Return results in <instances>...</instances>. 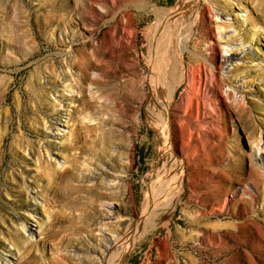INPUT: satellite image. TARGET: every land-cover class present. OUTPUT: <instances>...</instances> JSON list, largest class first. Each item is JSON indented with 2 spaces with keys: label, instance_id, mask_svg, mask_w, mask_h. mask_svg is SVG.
<instances>
[{
  "label": "rangeland",
  "instance_id": "1",
  "mask_svg": "<svg viewBox=\"0 0 264 264\" xmlns=\"http://www.w3.org/2000/svg\"><path fill=\"white\" fill-rule=\"evenodd\" d=\"M183 1L0 0V264H34L7 239L23 223L36 264H264V196L245 214L238 198L264 173V0ZM207 37L223 97L189 80ZM34 73L51 88L20 120ZM80 87L90 105L70 118ZM191 96L205 110L189 122ZM38 157L52 164L34 182Z\"/></svg>",
  "mask_w": 264,
  "mask_h": 264
},
{
  "label": "bare ground",
  "instance_id": "2",
  "mask_svg": "<svg viewBox=\"0 0 264 264\" xmlns=\"http://www.w3.org/2000/svg\"><path fill=\"white\" fill-rule=\"evenodd\" d=\"M187 2L189 3H192L194 6L195 4L198 5V0H187V1H183L182 3L180 2V5L179 7L181 6H184L185 4H188ZM201 6V5H200ZM203 9H206L208 12L211 11V8L209 5H206L204 4L203 5ZM203 21L206 20L205 19V16H203ZM26 26V25H25ZM15 30V29H14ZM36 33V32H35ZM43 34V33H42ZM37 36V35H36ZM213 36L215 37V34H213ZM207 41H208V46L206 47V51H208L209 54H207L204 58H201V59H197L196 60V64L195 66H192V70L190 71V83H191V86L193 87V89H196L198 90L197 92H199V90H203L205 89V85H206V80H208L209 82V85L214 88L213 90L218 92L219 95L221 97H223V95L221 94V88H222V81L220 79V77L217 75V73H215V71L213 70V67L211 66L212 63H215V44L216 42L212 40L211 37H207ZM31 40V39H30ZM1 41V40H0ZM37 43V42H36ZM54 43V42H53ZM61 42H55L54 44H59ZM111 44V43H110ZM228 58V57H227ZM50 65V64H49ZM216 66V65H215ZM221 64L217 65L216 67H220ZM240 66H236L235 69L239 68ZM197 70L199 71L200 69L203 70L202 72H204V78H201L200 76H198V78L196 77V75H194V70ZM208 69V71H207ZM38 72V71H37ZM197 72H195L196 74ZM52 74V73H51ZM64 76V74H63ZM53 77V76H52ZM51 78V77H50ZM52 80V79H51ZM50 80V82H52ZM10 81V80H9ZM39 81V75L38 73H34L30 79V82L28 83V85H26V89H25V92H23V94L19 95L18 98L15 100L16 101V107L19 110V119L20 120H23L21 119L22 118H27L26 116L28 114H30L31 112V108L30 110H23L21 111V102L24 98L28 97V99L30 100H33L34 101V104H33V111L36 112V110H38L40 108V105H41V101L44 100V95H45V92L51 88V86H45L43 85L41 82H38ZM188 82V81H187ZM189 83V82H188ZM195 90V91H196ZM194 91V90H193ZM78 92L80 93V96L77 98L76 97V100L78 101L77 105L73 108V110L70 112V118H73V116L76 117V114H78V112L82 109H84L85 107H88V105H90L88 103V101L85 99L84 97V94L82 93V90H81V87L80 89L78 90ZM196 94V93H195ZM229 94V93H228ZM215 95V94H214ZM62 96L63 94L61 93H58V94H55V97L57 98V100L61 101L62 99ZM202 96V95H201ZM171 97V96H170ZM219 97V96H218ZM23 98V99H22ZM165 98V97H164ZM3 100V99H2ZM46 100V99H45ZM107 100V99H106ZM188 104V103H187ZM204 99L203 97H192L189 99V107L186 108L184 110V114L186 115V118L190 121H193V120H197L201 117L202 113L204 112L205 110V105H204ZM23 108H25L23 106ZM170 105H169V102L167 101L166 102V109H167V112H168V115H170ZM184 108V107H183ZM31 112V114H33L34 112ZM53 111V110H52ZM9 117V116H8ZM28 119V118H27ZM184 119V118H183ZM7 120V119H6ZM40 118L38 117V120L39 121ZM170 123H172V120L169 118L168 119ZM36 121V122H37ZM79 120H77V124ZM198 121V120H197ZM24 122V121H23ZM35 122V121H34ZM26 123V122H24ZM168 123V122H167ZM84 124V123H83ZM172 125V124H171ZM51 126V125H50ZM168 127V126H167ZM79 129H85V130H89V125L86 123L83 127V125L79 126L78 127ZM58 129V128H57ZM169 129V128H168ZM193 128H191L190 125H187L186 127V131L187 132H192ZM169 131V130H168ZM83 136H85L83 134ZM80 138H81V135H80V132L78 134H73L71 133V138H69L70 141L74 140L75 142H77V140L80 141ZM86 139L84 138L83 139V142H85ZM25 142V141H24ZM103 143L105 145H107L108 143V140H105L103 141ZM104 145V146H105ZM175 146V145H174ZM68 149V147H67ZM103 150H106L105 147L102 149V152ZM19 151V150H18ZM72 154V157H73V161L72 163L70 162V164L68 165V167L62 169V170H59V169H56L57 167L54 168V171H51L49 174L51 175V179H53V182L52 184H50V191L48 192V195L49 197L48 198H51L53 197L54 195H57V191H56V187L58 186V180L63 177V176H68L70 175V173L72 172V168H75L76 167V161H77V155L75 153H71ZM99 158H103L102 154H99ZM39 162H38V165L36 166V169H35V174L33 175V179H34V182L39 179H42V176H43V170L49 168L48 166H51L52 163L50 162H46L45 160H41L39 157ZM47 167V168H46ZM43 168V169H42ZM18 173V172H17ZM252 177H251V181H252V186L254 188V190H246L245 188L242 189V192L239 194V197L238 198H243V202L244 204L240 207V213L242 214H245L247 213V207H246V203L247 204H250L252 203V201L255 199V198H259L261 196H264V187H263V184H264V173L263 171H261L258 167H254L252 169ZM12 177V176H11ZM68 178V177H66ZM16 179V178H15ZM42 181V180H41ZM15 182V181H14ZM44 187L45 185L42 184ZM83 187H86L83 183H80V182H77V183H73L69 189H68V192L70 193L69 195H71L72 193L78 191V190H81ZM43 189V188H42ZM79 192V191H78ZM65 194V192H64ZM68 195V196H69ZM72 196V195H71ZM35 197L32 196V197H29L28 195V198H26V201L27 203H25V205H27V207H29L28 205H32L33 203H31V200L34 199ZM245 198H248V199H245ZM20 198H17L16 200H19ZM47 197L45 196V201L46 203L45 204H48L47 202ZM168 202V201H167ZM226 202V201H225ZM223 203V205H225L226 203ZM36 203V202H35ZM30 208V207H29ZM28 208V209H29ZM219 209V208H218ZM82 215V214H81ZM79 213L76 214V217L79 219V217L81 216ZM253 217V216H251ZM81 218V217H80ZM255 218V217H253ZM81 221V219H80ZM82 222V221H81ZM78 223V221L76 222ZM247 223V219L245 220H242V221H239L238 223V226L241 227V228H245V225ZM85 224V223H84ZM133 224V223H132ZM83 225V223H82ZM81 225V226H82ZM129 226V225H127ZM152 226H150L151 228ZM148 227V229H150ZM79 227L78 226H74L70 232H73V231H76L78 230ZM24 230L27 231V233H24ZM127 230V228H126ZM44 231V236L42 239H39L40 241H44L45 240V229L43 230ZM131 232V230H130ZM6 233L8 235L7 239L18 249L22 248L24 249V252H23V255L20 257V259L23 257V258H26L27 259V262L28 263H31L33 262L34 264H36L38 262V260L40 259V256L39 254H37L36 252L33 251V247H35L36 243L38 242L36 240H30L29 238L33 236V230L31 229V226H29L28 224L26 223H23L21 224V227H13L11 230H6ZM70 234H67L65 237L67 239L70 240ZM128 232H124V234H122L120 237L121 238H125L127 237L128 235ZM53 235L55 236V234L53 233ZM60 237H63V240H64V236H60ZM119 242V241H118ZM118 242H114V243H118ZM113 244V242H112ZM4 251L8 252V255L11 256L13 255V252L11 250H9L7 247H3ZM63 258H67V256H64Z\"/></svg>",
  "mask_w": 264,
  "mask_h": 264
}]
</instances>
